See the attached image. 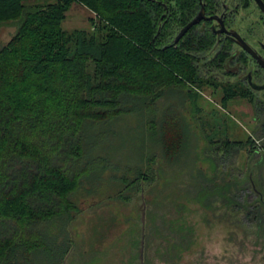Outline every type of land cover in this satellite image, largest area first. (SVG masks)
Here are the masks:
<instances>
[{
	"label": "trees",
	"instance_id": "1",
	"mask_svg": "<svg viewBox=\"0 0 264 264\" xmlns=\"http://www.w3.org/2000/svg\"><path fill=\"white\" fill-rule=\"evenodd\" d=\"M202 1L211 15L222 9L221 0ZM74 2L93 12L92 30L63 29ZM200 8V0H0V24L16 28L0 48V264H30L40 250L59 249L62 240L50 244L48 229L74 220L80 211L75 194L108 168L107 159L94 153L115 135L110 126L118 119L140 116L146 132L156 130L166 159L177 162L184 155L190 126L177 108L168 106L157 125L148 116L171 94L180 99L187 94L200 111L199 55L211 50L217 36L195 26L173 43ZM231 89L225 91L224 108L234 97ZM142 137L146 147L147 136ZM248 147L249 155L260 149L249 137L227 139L217 150L239 153ZM138 154L146 169L119 177L124 187L117 198L123 201L130 188L144 196L142 184L152 180L151 160ZM198 170L204 184L195 200L206 208L221 201L261 227L264 192L252 176L257 198L248 193L247 177L217 183ZM150 221L155 223L154 217ZM166 226L178 239L160 237L164 249L158 253L174 260L190 246L192 230L174 221L151 229L159 233Z\"/></svg>",
	"mask_w": 264,
	"mask_h": 264
},
{
	"label": "rangeland",
	"instance_id": "2",
	"mask_svg": "<svg viewBox=\"0 0 264 264\" xmlns=\"http://www.w3.org/2000/svg\"><path fill=\"white\" fill-rule=\"evenodd\" d=\"M92 16L90 9L74 2L62 27L68 32L92 30L95 26ZM242 16H246L245 13H239V18ZM249 16L255 23L259 13L253 11ZM254 23L252 34L264 39V29ZM15 32V26L0 24V48ZM202 75L204 84L196 87L200 111H195L187 94L185 99L171 94L160 98L156 111L148 116L157 125V119L168 106L177 108L190 126L184 155L177 162L166 159L156 130L146 132L138 115H127L115 121L110 126L115 135L111 134L94 153L107 159L108 168L95 180L85 181L84 187L75 194L80 211L74 220H64L63 224L48 229L52 238L50 244H55L57 238L62 240L59 249L53 246L40 250L30 264H264V222L257 227L246 221L243 213H236L221 201L212 202L211 207L206 208L194 199L200 185L204 184L199 168L217 183L247 177L248 193L251 198H257L248 178L252 176L259 190L264 192V168L259 167L264 159V138L261 137L264 110L256 108L246 95L223 108L216 77L208 82L204 70ZM190 88L193 87L185 92ZM142 135L147 136L146 147ZM249 137L256 139L258 153L249 155L250 147L239 153L224 154L222 149L217 150L227 139L247 141ZM138 152L151 160L152 180L142 184L144 196L130 188L124 191L129 199L123 201L117 198L124 187L119 177L125 174L131 177L137 167L146 169ZM211 159L216 163L215 169ZM254 165L256 169L252 174ZM151 217L155 223L150 221ZM170 221L184 223L192 230L190 246L174 260L162 259L158 248L162 246L160 237L169 235L174 243L178 234L167 226V231L159 233L151 229L154 224L162 226L165 222L168 225Z\"/></svg>",
	"mask_w": 264,
	"mask_h": 264
},
{
	"label": "flooded vegetation",
	"instance_id": "3",
	"mask_svg": "<svg viewBox=\"0 0 264 264\" xmlns=\"http://www.w3.org/2000/svg\"><path fill=\"white\" fill-rule=\"evenodd\" d=\"M200 4L203 5L202 0H200ZM221 5L222 9L215 15L221 16L223 23L217 20L203 19L195 25L200 26V29L202 27L209 28L217 36V41L211 50L207 54L199 55L198 63L208 75L205 78L216 77L217 89L221 91L222 95L220 99L222 107L225 91L227 88H232L231 92L234 93V97L227 102L226 108L234 100L246 95L254 101L256 108L259 106L264 110V39L252 34L254 21L251 19L254 18L249 16L253 11H257L259 16L254 24L264 29V12L255 0H221ZM239 13H245L246 16L239 18ZM206 15L212 16L207 12ZM223 28L226 31H222ZM212 61L216 66L210 64ZM257 119L255 117V120ZM263 119L264 115L262 114V138H264ZM262 148L264 149V144ZM261 167L264 168V159H262ZM255 168L256 165L253 166L252 171Z\"/></svg>",
	"mask_w": 264,
	"mask_h": 264
},
{
	"label": "water",
	"instance_id": "4",
	"mask_svg": "<svg viewBox=\"0 0 264 264\" xmlns=\"http://www.w3.org/2000/svg\"><path fill=\"white\" fill-rule=\"evenodd\" d=\"M257 2V4L260 6V8L262 9V11L264 12V1L263 0H255ZM203 19H207V20H217L220 21V23H223V18L219 15H212V16H207L206 15V10L204 5H201V9L199 11V13L188 23L186 24L176 35L173 43H178L181 38L196 24H198L200 21H202ZM222 31H226L225 28L222 29ZM238 37L240 38V36L238 35Z\"/></svg>",
	"mask_w": 264,
	"mask_h": 264
}]
</instances>
